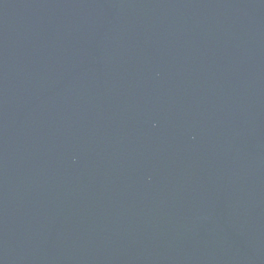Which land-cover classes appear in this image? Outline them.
Returning <instances> with one entry per match:
<instances>
[{
  "label": "water",
  "instance_id": "obj_1",
  "mask_svg": "<svg viewBox=\"0 0 264 264\" xmlns=\"http://www.w3.org/2000/svg\"><path fill=\"white\" fill-rule=\"evenodd\" d=\"M0 264H264V0H0Z\"/></svg>",
  "mask_w": 264,
  "mask_h": 264
}]
</instances>
